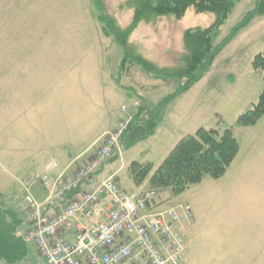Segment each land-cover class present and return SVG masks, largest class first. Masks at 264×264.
<instances>
[{
  "label": "rangeland",
  "instance_id": "1",
  "mask_svg": "<svg viewBox=\"0 0 264 264\" xmlns=\"http://www.w3.org/2000/svg\"><path fill=\"white\" fill-rule=\"evenodd\" d=\"M127 1L106 0L108 11L117 14ZM256 1L238 3L216 43L231 33ZM120 19L129 22L131 13ZM210 21V16L191 11L181 23L142 25L135 39L152 60L172 65L182 52L183 32ZM262 52L264 17L222 52L200 83L170 104L155 136L130 150L120 145L104 165L127 192L154 190L165 204L190 205L197 224L187 231L189 264L204 259L205 242L218 240L225 241L223 250L230 252L222 264H264V117L253 127L238 123L264 88L262 73L252 67ZM121 58V48L102 31L94 0H0V194L24 223L29 210L26 189L40 202L48 196L40 170L32 168L40 153L47 155L50 145L67 137L85 151L101 133L114 128L115 120L118 125L134 115L140 102L155 107L183 83L156 79L133 66L119 84ZM200 128L221 133L232 129L239 139L241 150L226 178L207 176L181 195L153 188V173L141 186L135 184L134 163H152L157 169L181 135H194ZM93 147L80 164L95 152ZM115 156L118 159L112 160ZM25 228L21 227L22 236ZM28 245L29 257L23 264H40L38 251ZM223 250L216 255H223ZM0 264L6 263L0 260Z\"/></svg>",
  "mask_w": 264,
  "mask_h": 264
},
{
  "label": "trees",
  "instance_id": "2",
  "mask_svg": "<svg viewBox=\"0 0 264 264\" xmlns=\"http://www.w3.org/2000/svg\"><path fill=\"white\" fill-rule=\"evenodd\" d=\"M241 1L129 0L119 6L117 14L112 15L108 11L106 0H94L97 20L104 35L111 38L122 50L117 78L119 84L121 77L133 66L156 79L183 82L155 107H150L143 101L139 103L128 129L122 136V148L130 150L155 136L164 122L165 112L170 104L200 83L209 74L222 52L256 19L264 17V0H257L255 6L231 33L216 43L221 29ZM191 11L195 15L210 16L211 21L208 25L183 32L182 52L177 54L174 64L162 65L152 60L143 50L142 44L136 42V33L142 25L157 28L164 20L181 23ZM128 13H131V19L123 23L120 16ZM252 67L262 73L264 83V52L254 57ZM263 117L264 88L259 101L249 112L240 116L238 123L241 127H253ZM240 150V141L232 129L221 133L217 129L200 128L194 135L184 137L157 169L152 163H134L131 174L135 184L141 186L153 173V188L170 189L175 195H181L192 186L201 184L207 176L214 180L223 179ZM116 159L117 156L112 158ZM23 225L24 221L17 210L9 206L0 194V260L6 264H23L29 257V245L20 232Z\"/></svg>",
  "mask_w": 264,
  "mask_h": 264
},
{
  "label": "built area",
  "instance_id": "3",
  "mask_svg": "<svg viewBox=\"0 0 264 264\" xmlns=\"http://www.w3.org/2000/svg\"><path fill=\"white\" fill-rule=\"evenodd\" d=\"M132 119L103 134L95 152L71 173L67 168L56 177L44 175L43 202L26 189L23 237L38 251L40 264H189L187 231L196 222L189 204H165L154 190L126 192L114 176L100 179Z\"/></svg>",
  "mask_w": 264,
  "mask_h": 264
},
{
  "label": "crops",
  "instance_id": "4",
  "mask_svg": "<svg viewBox=\"0 0 264 264\" xmlns=\"http://www.w3.org/2000/svg\"><path fill=\"white\" fill-rule=\"evenodd\" d=\"M102 52H104V50L101 49V53ZM102 67L104 68V64H103ZM115 124L117 125V121L116 120L114 122V125ZM108 130L109 129H107L103 133H101L98 136V138L101 135L105 134ZM186 136H189V133H187L185 135L184 134L181 135L179 137V139H178L179 141H176L177 143H175V147ZM95 142L90 147H88L85 151H82L84 147L83 148L82 147H80V148L77 147L78 145L73 140V138H70V137L68 138L67 137V139H65V141L63 140V143H59V144H56V145H50L48 147L49 153L47 155H43L46 151L40 153V155H38L37 162H34L32 168L36 172H37V170H40V172H41V174L39 175L40 177H43L44 175H49L51 177H56L61 172L65 171L67 168H68V173H71L72 170H74L76 167H78V166L83 164V163L80 164V162H78L79 159L82 156H84L85 154L89 153V151L92 149V147L95 144ZM55 163L58 164L57 168H53V165ZM29 168H31V166ZM107 169H108V165L105 166L103 168L101 174H99L100 179H107V178L110 177L109 172H107ZM228 172H229V170H228ZM227 175H228V173H227ZM226 176L224 178H226ZM119 184L121 186V183H119ZM122 189H124V188L122 187ZM131 192H135V191H131ZM41 200L44 201L45 199H41ZM196 224L197 223L195 222V225ZM193 229H192V232H191V233H193L192 236L193 237L195 236V238H197L199 236V234L195 233ZM218 241L219 242L210 241L208 243H206V242L204 243V251H205L204 254L205 255H204V259L203 260H201V261H200V259L197 260L199 262V264H222V263H224L226 258H230V257H226L225 256L227 253H230V252L227 251V250H223V247L225 246V244H224L225 241H223V240H218ZM227 245H229V244H227ZM222 250L225 253L223 255L217 256L216 253L217 252H221ZM231 253H233V252H231ZM230 263L233 264L232 261Z\"/></svg>",
  "mask_w": 264,
  "mask_h": 264
}]
</instances>
